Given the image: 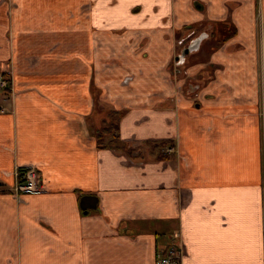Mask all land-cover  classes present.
I'll use <instances>...</instances> for the list:
<instances>
[{
  "label": "crops",
  "instance_id": "obj_1",
  "mask_svg": "<svg viewBox=\"0 0 264 264\" xmlns=\"http://www.w3.org/2000/svg\"><path fill=\"white\" fill-rule=\"evenodd\" d=\"M0 72V264H264V0H0ZM109 109L129 155L97 148Z\"/></svg>",
  "mask_w": 264,
  "mask_h": 264
},
{
  "label": "trees",
  "instance_id": "obj_2",
  "mask_svg": "<svg viewBox=\"0 0 264 264\" xmlns=\"http://www.w3.org/2000/svg\"><path fill=\"white\" fill-rule=\"evenodd\" d=\"M191 28V27H187ZM186 28V29H187ZM236 29L231 23H215L212 26L211 36L213 37L214 43L211 45V49L217 48L221 43H223L226 39L231 37L235 33ZM172 66V65H171ZM180 69L175 68L172 66L171 74L177 75ZM191 85L187 88L190 89ZM9 91V89L7 90ZM190 92V91H189ZM123 115V111L121 110H112L109 109L107 116L103 120L102 125L94 130L93 136L96 140L97 148H109L113 149L116 152H125L126 154H131L132 148L128 147L125 142H123L119 137V120ZM150 147L153 148H163L166 146H173L171 140H164V141H157V142H147ZM160 157L167 158L169 155L164 154L162 152L159 153ZM19 172H22L25 167H19ZM17 182H22L20 176L17 177ZM9 190L2 188L0 186V193H7ZM160 252L156 253V255Z\"/></svg>",
  "mask_w": 264,
  "mask_h": 264
},
{
  "label": "built area",
  "instance_id": "obj_3",
  "mask_svg": "<svg viewBox=\"0 0 264 264\" xmlns=\"http://www.w3.org/2000/svg\"><path fill=\"white\" fill-rule=\"evenodd\" d=\"M181 43V41H178ZM10 78L7 74L0 73V91L10 89ZM173 146L164 147L165 153H171ZM14 176L16 183L14 189L20 192L27 193H40L44 190L43 186L37 179L36 168L32 165H28L22 172H19L18 168L14 170ZM20 176L22 182H17V177ZM264 183V179H263ZM180 248L176 244L168 245L165 248H161L160 252L156 255L155 264H179Z\"/></svg>",
  "mask_w": 264,
  "mask_h": 264
},
{
  "label": "water",
  "instance_id": "obj_4",
  "mask_svg": "<svg viewBox=\"0 0 264 264\" xmlns=\"http://www.w3.org/2000/svg\"><path fill=\"white\" fill-rule=\"evenodd\" d=\"M198 46H199V38L196 39V40H194L193 42H191L187 47L183 48L181 50L180 55L177 56L175 58V60L180 59V61H181L186 54H188L191 51L196 50L198 48ZM80 204H81V208L84 209V211H87L88 208H94L95 207L96 200L94 198H92L91 200L90 199H88V200H82L80 202Z\"/></svg>",
  "mask_w": 264,
  "mask_h": 264
},
{
  "label": "rangeland",
  "instance_id": "obj_5",
  "mask_svg": "<svg viewBox=\"0 0 264 264\" xmlns=\"http://www.w3.org/2000/svg\"><path fill=\"white\" fill-rule=\"evenodd\" d=\"M186 44H188V42H187ZM186 44H185V45H186ZM179 53H181V51H180V49H177V54H179ZM187 55H189V54H187ZM204 55L206 56L205 46L201 49V51H200L199 54H196V55H194V54H190L189 57H187V60H186V58H185L186 62L184 61V64L181 65L180 70H179L178 74L176 75V77H177L178 79H184V82H186L187 84L190 83V82H194V81H190V79H188V78L185 76V74H184V72H183L184 65H188V63H192V62H196V61H202V60H204V58H203ZM198 83H200V82H198ZM107 113H108V112H107ZM130 147H131V146H130ZM131 148H132V147H131ZM132 149H133V148H132ZM134 150H135V149H134Z\"/></svg>",
  "mask_w": 264,
  "mask_h": 264
},
{
  "label": "flooded vegetation",
  "instance_id": "obj_6",
  "mask_svg": "<svg viewBox=\"0 0 264 264\" xmlns=\"http://www.w3.org/2000/svg\"><path fill=\"white\" fill-rule=\"evenodd\" d=\"M178 41H181V43H178ZM187 39H185V37H180V38H178L177 39V42H176V44H177V46L179 47V49H180V51L183 49V48H185V47H187L189 44H190V42L188 43V44H186L187 42ZM186 44V45H185ZM198 49V48H197ZM195 51V50H194ZM194 51H191V52H189V53H192V52H194ZM188 53V54H189ZM180 55V53L179 54H176V56L175 57H177V56H179ZM187 55V54H186ZM185 55V56H186ZM185 56L183 57V59L180 61V59H178V60H174L173 61V63H172V66H174V64L176 63V64H181L182 62H183V60H184V58H185ZM175 62V63H174ZM184 63V62H183ZM182 63V64H183ZM181 67V66H180ZM180 69V68H179ZM183 72H184V69H183ZM1 73V72H0ZM3 74H5V73H3ZM185 74V73H184ZM172 76L174 77V78H177L176 77V75H174V74H172ZM181 80V79H180ZM183 80V79H182ZM188 86L189 85H187V88H188ZM182 91H184V87H183V90ZM4 92H7V90H4Z\"/></svg>",
  "mask_w": 264,
  "mask_h": 264
}]
</instances>
